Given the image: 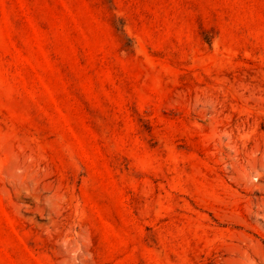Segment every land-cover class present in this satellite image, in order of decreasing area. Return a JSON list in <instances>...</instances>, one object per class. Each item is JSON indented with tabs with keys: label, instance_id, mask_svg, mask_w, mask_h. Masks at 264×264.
Returning <instances> with one entry per match:
<instances>
[{
	"label": "rangeland",
	"instance_id": "374dc122",
	"mask_svg": "<svg viewBox=\"0 0 264 264\" xmlns=\"http://www.w3.org/2000/svg\"><path fill=\"white\" fill-rule=\"evenodd\" d=\"M0 264H264V0H0Z\"/></svg>",
	"mask_w": 264,
	"mask_h": 264
}]
</instances>
